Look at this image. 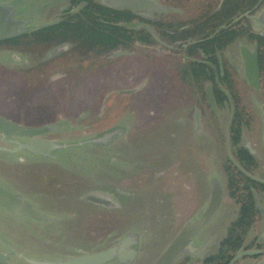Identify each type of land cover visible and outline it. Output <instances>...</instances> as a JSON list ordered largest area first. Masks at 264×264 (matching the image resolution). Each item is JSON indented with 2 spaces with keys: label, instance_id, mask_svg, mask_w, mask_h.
I'll list each match as a JSON object with an SVG mask.
<instances>
[{
  "label": "rangeland",
  "instance_id": "obj_1",
  "mask_svg": "<svg viewBox=\"0 0 264 264\" xmlns=\"http://www.w3.org/2000/svg\"><path fill=\"white\" fill-rule=\"evenodd\" d=\"M155 1L169 10L141 13L160 21L194 18L204 4L202 0ZM0 3L12 4L19 18L33 20L29 28L52 24L60 18L62 8V12H69L68 0ZM74 11L77 8L70 14ZM259 11H249L246 17L253 35L261 30L255 23ZM144 27L152 31L146 24ZM152 36V44L134 42L103 55L69 53L56 57L54 53L52 58L62 62L48 70L46 81L52 75L62 77L56 82L61 114L55 120L61 133L50 137L71 145L56 154L60 190L73 194L72 198L64 194L58 214L65 215L63 221L69 220L55 227L26 218L8 220L2 228L9 237L5 241L20 255L52 258L92 254L131 234L136 237V256L130 264H155L184 225L207 206L212 180L225 187L222 165L235 153L228 138L232 107L228 102L218 103L213 115L198 82L193 84L190 79V57H201L174 50L157 33ZM246 38L237 36L223 50L222 60L245 113L246 126L240 138L255 144L258 167L252 177L264 182V87L254 90L244 79L239 50L242 45L251 48L255 41ZM215 79L217 82L218 77ZM112 129L120 132L107 145H79ZM6 157L0 153V179L8 184L7 178L12 176L4 168L15 167L6 166ZM256 196L264 207V193ZM236 211L237 205L224 190L218 210L197 237H224ZM253 262L264 263V258L242 259L238 264ZM11 264L27 263L17 259Z\"/></svg>",
  "mask_w": 264,
  "mask_h": 264
},
{
  "label": "flooded vegetation",
  "instance_id": "obj_2",
  "mask_svg": "<svg viewBox=\"0 0 264 264\" xmlns=\"http://www.w3.org/2000/svg\"><path fill=\"white\" fill-rule=\"evenodd\" d=\"M68 1H69V5H68L69 7L67 8L69 12H62L64 8L60 9L59 10L61 11L60 18L55 22H53L52 24L60 20L66 19L70 14V10H72L73 8H78L72 6V0H68ZM100 1L101 3L96 2V0H93L94 3L103 4L102 0ZM152 1L156 2L155 0ZM159 1L161 3L170 2V0H159ZM185 1L187 2L188 0ZM202 2H204V4L207 2H211V3L217 2L218 4H221L223 0H202ZM158 4L161 5L160 3ZM165 8H166L165 10H160V11L159 10H128L132 12L136 16V18L125 23L137 24V28L135 29L129 28V29L140 32L143 29H147L146 27H144V22H142L141 19L142 18L148 19L147 17L142 15L141 13L142 11H154L155 13H158L169 10L167 7ZM257 11H259V13L257 14L255 23L261 28V30L256 33V36L264 37V16L260 17L262 11H264V0H258L257 4L250 10V12L252 13ZM75 12L76 11H74V13ZM248 13L249 12L246 13L247 15L245 14L246 17H248L249 15ZM17 18L19 17L17 16ZM149 20H151V22L153 23L159 21L158 19H149ZM32 21L33 20H31L30 23L27 24V31L24 34L8 40L0 41V118H3L9 121L10 123H12L13 125L18 126L22 129L40 130L45 127L60 126V124H58L57 122L55 123V120L58 119L57 116L61 114V108H60L61 93L59 91L58 86L56 85V82L62 77L61 76L56 77L52 75L46 81V74L48 70L50 68L52 69L55 68V66L58 67L62 62L61 60H56L52 58L55 57L54 56L55 50L65 46V48L56 51V55H57L56 57H65L69 53H77V52L76 51L74 52L72 50L73 46L70 44L56 45L52 41H38L37 40L38 38L36 37L35 33L39 32L41 28L45 26L38 28H29ZM150 27L152 28V31L155 30L153 34L151 30H147L148 32L151 33V35L155 36V33L159 34L158 28L155 25H152ZM250 33L251 31L249 27L246 32L240 33L239 35L241 36L245 35L247 37L246 39L254 40L249 37ZM135 42L141 43L138 40H136ZM242 47H246L248 53H252L254 48H256V59L258 64V46L256 44V41H254V45L251 48H249V46L247 45H242L239 50L242 70H243V60L241 55ZM48 50H51L50 53L44 56L45 51ZM14 53H18L20 56L16 57ZM198 55L203 59L197 60L190 57V61L188 64L191 65V62H198L203 64L207 63L201 51H198ZM7 56L9 57L8 59H6ZM220 63L221 62L219 58V66ZM212 66L214 67V65ZM243 75H244V71H243ZM244 79L246 83L254 90H259L262 88L260 70H259V86L257 89L254 87V85L250 84L246 80L245 76ZM193 82L194 81H192V83ZM198 86L199 89L202 90L203 99L207 103L210 111L212 112L213 115H215L217 113L216 112L217 103L215 96L212 92L211 82L208 83L204 81L198 82ZM208 89L210 92L209 95L212 99L213 106H211V103L209 102ZM129 92L130 91H126L123 92L122 94H126ZM263 127L264 124L262 126V135H263ZM59 130L51 131L49 133L45 132L42 134H36V135L24 136V137L11 136L10 142H6L3 139V136L0 135V153L8 155V157H6V164H7L6 166L8 168H11L12 166L15 167V168H11L10 170L4 168L8 171V173H10L12 177L7 178L6 182L8 184H6L4 181L0 179V185L5 189H7L12 194L23 198V200L30 205L32 210L36 211L42 216V218L36 219L30 216L16 215L14 213L9 212L3 206L0 205V212L5 217L4 219V217L0 215V219H2L0 220V224H1L0 255L2 256L1 257L2 259L0 258V264L3 263L11 264L13 263V261H17V259L23 263L24 262L26 263V261L24 260L25 258L55 260L61 258L65 259V258L74 257V256H68V257L61 256V257L44 258L38 256L35 257L22 256L16 250H14L9 244L6 243L9 237H7V235L4 234L2 230V228L6 226V224L8 223V220H13L14 218L16 219L26 218L31 220L32 222L50 224V226L53 227H55L60 222H63V224H65L64 222L69 220L67 219L63 221L65 215H59L58 211L61 209L57 208L64 194H66L64 197L69 196L72 198L73 196L71 191L63 193L60 190L62 181L59 178H57L58 173L56 172V163H57L56 154L58 153V150L48 151V153L46 154H41V153L37 154L30 151L17 149V146L14 144V142H18L21 144H27V143L60 144L61 143L60 141H57L52 137H50L51 135H55L57 133L60 134L61 131ZM112 130H116V129H112ZM237 148H242L248 153L249 158L251 159V163H248L246 160L249 158H246L244 157V155H240L236 153ZM255 151H256L255 144L251 142L248 143V141H246L243 137H241L239 144L235 147V153L232 155V158L228 157L224 162V164L231 162L233 165L237 167V170H241L244 173V175L250 180V182L264 184V182H261L260 180H257L252 177L253 171L258 167L256 157L254 156L256 153ZM16 155H20L22 158L15 157ZM45 167L47 171L45 170ZM16 169H19L20 172L16 173L15 172ZM222 171L226 176L225 187H223V185H221L219 181L218 182L222 187L223 193L224 190H226L228 197L232 199L234 203L237 205L236 217L233 221L229 223L228 225L229 227L230 224L233 223L239 216L240 203L238 202L244 200V198L246 197L242 198L239 196V194L242 193V190L239 188L233 190V192H235L237 196L233 198L229 196L226 187L227 175L224 170V165H222ZM250 182L243 181L241 183V187L247 189L248 192L250 193L255 209L259 213V216L255 220V222L251 224L250 228L247 230L243 240V244L236 251L233 258L239 252H252L256 254L244 255V256L242 255L234 262V264H238V262L241 261L242 259L258 260L260 258H264V237H262V233L264 230V207L258 204L257 196H256L257 193H264V190L255 188L254 186H252ZM74 216H76V213L74 214ZM255 231H257V233H255ZM197 235L193 238L192 244L194 246L200 247V249H202L205 245H207V243L210 241L211 238L215 237L213 249L209 253L203 256L200 255L199 253L200 249H199L196 253L192 255L182 256L178 258L174 262V264H202V262L215 250V248L218 246L219 241L222 239L219 238V236L214 235L210 239L209 237H207L206 240H204L205 239L204 237L201 236L197 237ZM195 238L196 240H194ZM133 248H135V246H133ZM196 257L197 258L200 257L201 260L194 261L193 258ZM251 264H255V263L253 262Z\"/></svg>",
  "mask_w": 264,
  "mask_h": 264
},
{
  "label": "trees",
  "instance_id": "obj_3",
  "mask_svg": "<svg viewBox=\"0 0 264 264\" xmlns=\"http://www.w3.org/2000/svg\"><path fill=\"white\" fill-rule=\"evenodd\" d=\"M257 1L223 0L221 4L207 2L199 8L197 16L189 20H159L153 23L149 19H141L149 27L155 25L159 35L176 51L185 52L190 56H199L198 51L203 53L207 63L191 62L192 76L190 78H193L195 82H211L217 105L226 102L231 105L233 119L228 128V138L234 147L239 144L241 130L246 126L243 121L245 113L236 93V84L224 59L222 60V52L240 33L248 30L249 25L245 14L257 4ZM72 6L78 7L74 14H69L66 19L41 28L35 33L37 40L52 41L56 45L70 44L73 46L72 50L81 55L108 54L128 48L136 40L147 45L154 42L148 29L138 32L123 25L136 18L128 10L113 9L94 3L93 0H72ZM249 37L254 39L258 46L261 87H264V37L251 33ZM183 74L188 75L185 70ZM215 77H218L217 82ZM236 153L249 158L248 153L242 148H237ZM246 160L251 163L250 158ZM224 170L227 175L226 187L229 196L232 198L237 196L233 190L239 188L242 190L239 196L246 198L238 202L240 203L238 218L230 224L226 235L202 264H228L242 246L247 230L259 216L250 193L241 187L243 181L250 182V180L231 162L224 164ZM250 183L255 188L264 190V184Z\"/></svg>",
  "mask_w": 264,
  "mask_h": 264
},
{
  "label": "water",
  "instance_id": "obj_4",
  "mask_svg": "<svg viewBox=\"0 0 264 264\" xmlns=\"http://www.w3.org/2000/svg\"><path fill=\"white\" fill-rule=\"evenodd\" d=\"M104 5L113 9H124V10H165L166 8L159 5L152 0H103ZM17 11L14 9L12 4L0 3V41L8 40L17 36L24 34L27 31V24L30 20L17 18ZM264 16V11H262L260 17ZM127 28L135 29L137 24L135 23H124ZM65 48V46L55 50L59 51ZM246 47H242L241 55L243 60V71L246 80L254 85L257 89L259 86V69L256 59V48L252 53H248ZM126 91H121V93ZM210 94L208 89V95ZM209 102L213 106L212 99L209 95ZM61 129L60 126H50L45 127L40 130H27L22 129L18 126L13 125L9 121L0 118V135L6 142H10L11 136H32L36 134L49 133L51 131ZM120 130H112L105 132L99 136L87 139L80 142L79 145L92 144V145H107L113 141L119 134ZM264 135V127H263ZM17 149L30 151L33 153L46 154L48 151L62 150L70 147L71 145L66 144H55V143H27L21 144L14 142ZM222 187L216 179H213L210 185V197L209 202L205 208L200 210L198 216L192 221L187 222L171 244L162 253L155 264H174V262L187 255H192L196 253L200 247L194 246L192 244L193 238L201 231V229L210 221L216 210L218 209L221 199H222ZM92 197V195H91ZM0 205L6 210L16 215L30 216L32 218L40 219L42 216L36 211L32 210L30 205L23 200V198L12 194L7 189L0 185ZM264 237V230L262 233ZM214 239L211 238L210 241L202 249L199 250L200 255H206L214 247ZM136 245V237L134 235L128 234L123 237L119 243L110 246L103 250H98L92 254H80L76 257L61 258L55 260H45V259H29L24 260L28 264H106L111 261H118L121 264H130V262L135 258L136 251L133 246ZM256 253L252 252H239L229 264H234V262L244 255H254ZM2 256L0 255V258ZM2 259V258H1ZM194 261L201 260L199 258H193ZM3 261V260H2ZM4 264V263H3Z\"/></svg>",
  "mask_w": 264,
  "mask_h": 264
}]
</instances>
